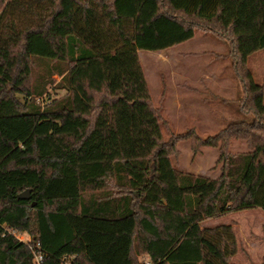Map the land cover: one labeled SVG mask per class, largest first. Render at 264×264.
I'll use <instances>...</instances> for the list:
<instances>
[{
	"label": "trees",
	"instance_id": "16d2710c",
	"mask_svg": "<svg viewBox=\"0 0 264 264\" xmlns=\"http://www.w3.org/2000/svg\"><path fill=\"white\" fill-rule=\"evenodd\" d=\"M198 29L229 44L252 115L202 142L216 178L173 165L140 61ZM261 50L264 0H0V264H36V243L41 264H235L232 225L167 237L157 211L264 212V85L247 63Z\"/></svg>",
	"mask_w": 264,
	"mask_h": 264
},
{
	"label": "rangeland",
	"instance_id": "374dc122",
	"mask_svg": "<svg viewBox=\"0 0 264 264\" xmlns=\"http://www.w3.org/2000/svg\"><path fill=\"white\" fill-rule=\"evenodd\" d=\"M190 41L170 51L140 53L141 65L149 83L153 106L163 124V140L176 145L171 160L176 169L216 178L222 164L219 148L202 146L205 139L224 132L235 122L252 115L241 111L244 103L242 82L234 69L229 44L215 33L198 29ZM253 79L264 85V50L248 59ZM56 82L61 77L54 76ZM47 98V95L42 98ZM231 151L241 153L248 146L242 139H231ZM162 235L194 236L199 229L232 225L239 250L236 264H261L264 259V212L249 210L224 218L197 223L193 218L158 210ZM20 238L32 241L20 233ZM144 256H141L143 258Z\"/></svg>",
	"mask_w": 264,
	"mask_h": 264
},
{
	"label": "built area",
	"instance_id": "2783aa9c",
	"mask_svg": "<svg viewBox=\"0 0 264 264\" xmlns=\"http://www.w3.org/2000/svg\"><path fill=\"white\" fill-rule=\"evenodd\" d=\"M14 235H15V237L17 239H19L21 241H24V242H28V241L22 240L20 238V233H15L14 232ZM40 248H41V246H40L39 243H36V245L34 246V248H32L33 253H34V262H36V264H41V261L43 259V255L39 251ZM139 264H153V262H152V259H150V257L147 255V256H144L143 258L140 259Z\"/></svg>",
	"mask_w": 264,
	"mask_h": 264
},
{
	"label": "water",
	"instance_id": "95a60500",
	"mask_svg": "<svg viewBox=\"0 0 264 264\" xmlns=\"http://www.w3.org/2000/svg\"><path fill=\"white\" fill-rule=\"evenodd\" d=\"M30 195H31V192H30V191H27V192L23 193V194L21 195V197H22V198H29ZM34 205H35V203H33V206H34Z\"/></svg>",
	"mask_w": 264,
	"mask_h": 264
},
{
	"label": "crops",
	"instance_id": "0c3cea01",
	"mask_svg": "<svg viewBox=\"0 0 264 264\" xmlns=\"http://www.w3.org/2000/svg\"><path fill=\"white\" fill-rule=\"evenodd\" d=\"M168 51H170V50H168ZM205 229V228H204ZM189 236H192V235H189ZM187 237V236H186ZM233 263H235L234 261H233ZM236 264V263H235Z\"/></svg>",
	"mask_w": 264,
	"mask_h": 264
}]
</instances>
